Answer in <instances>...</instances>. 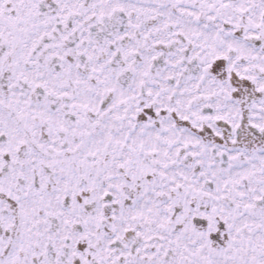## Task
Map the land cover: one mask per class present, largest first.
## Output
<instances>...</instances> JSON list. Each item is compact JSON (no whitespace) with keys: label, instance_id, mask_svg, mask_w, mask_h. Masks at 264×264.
Returning <instances> with one entry per match:
<instances>
[{"label":"snow or ice","instance_id":"6c2138e0","mask_svg":"<svg viewBox=\"0 0 264 264\" xmlns=\"http://www.w3.org/2000/svg\"><path fill=\"white\" fill-rule=\"evenodd\" d=\"M0 264H264V0H0Z\"/></svg>","mask_w":264,"mask_h":264}]
</instances>
